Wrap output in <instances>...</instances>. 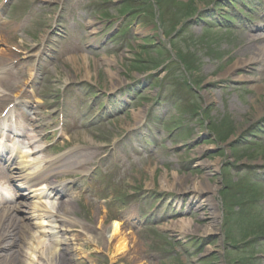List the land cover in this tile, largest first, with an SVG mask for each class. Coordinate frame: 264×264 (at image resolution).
<instances>
[{
    "label": "rangeland",
    "instance_id": "1",
    "mask_svg": "<svg viewBox=\"0 0 264 264\" xmlns=\"http://www.w3.org/2000/svg\"><path fill=\"white\" fill-rule=\"evenodd\" d=\"M69 1L35 0L38 19L33 15L26 28L28 31L12 45H23L29 50L43 36L58 33L55 25ZM104 1L107 0L98 3ZM87 2L83 0L80 7ZM242 2L112 0L113 5L106 7L109 16H121L129 11L127 23L139 18L140 24L134 25L135 40L121 53L108 51L112 44L109 43L105 47L107 51L87 57L93 74L90 78L83 77L82 67V71L79 70L85 60L82 57L53 72L50 85L46 86L50 93L67 80L107 90L120 82L132 81L131 91L139 96L134 108L110 122L100 119L103 114L96 104L84 109L90 114L82 121L83 129L73 138V143L88 147V153L93 151L94 156L97 155L93 164L100 155L110 154L108 162L113 167L119 137L127 135L119 142L117 152L121 154L125 149L132 152L129 144L139 133L149 136L146 130L165 142V147L159 148L150 159L143 155L144 145L139 151L140 160L130 163V169L114 189L116 197L136 191V208L140 202L145 203L148 210L156 204L145 219L148 210L142 213L140 219L145 223H162L163 226L172 221L194 219L202 228L210 223L207 208L197 205L196 194L182 192L177 186L163 187V177H184L188 186L201 181L218 186L215 192L217 232L181 236L162 226L145 231L142 228L136 236L140 242H134L140 247L136 261L131 260L133 255L112 257L114 252L101 251L95 242L79 240L71 247L79 248L76 251L84 257L67 259L66 264H264V62H252L246 67L239 65L233 74H225L236 63L246 60L243 53L247 51H243V46L248 36L242 34L241 28L235 29V25L227 28L224 18L232 13L234 3ZM18 5L17 0L10 11ZM253 21L256 25L260 23L255 18ZM109 24H105L99 38L108 31ZM1 34L4 35L3 31ZM252 52L244 55L251 58ZM112 74L118 75L115 78L118 83L114 85ZM247 76L250 79L245 78ZM77 89L84 92L87 96L84 101L89 105L92 97L87 95L84 85L80 84ZM159 99L168 100L167 109L150 118L147 112L152 102ZM260 111L262 114L258 116ZM158 117L166 119V126L156 123ZM177 125L184 130L173 136L171 131L177 129ZM136 127H140L138 134L130 135L128 130ZM158 128L163 132H158ZM85 137L87 142L83 140ZM168 182L173 185L174 181ZM98 208L88 203L74 208L80 224L91 225L90 232L95 236H99V230L94 227L95 219L105 215ZM78 229L81 228L76 226L69 234L75 236Z\"/></svg>",
    "mask_w": 264,
    "mask_h": 264
},
{
    "label": "bare ground",
    "instance_id": "2",
    "mask_svg": "<svg viewBox=\"0 0 264 264\" xmlns=\"http://www.w3.org/2000/svg\"><path fill=\"white\" fill-rule=\"evenodd\" d=\"M247 43L245 46H243V51H247L243 53V56L246 58L244 61H240L236 63L234 66L229 68L225 74H233L237 68V66H248L252 62L254 63H262L264 62V44L263 42L259 43L260 36L257 35H250L246 37ZM3 40V38H1ZM260 45L258 47H255V45ZM252 50V56L251 58H247L245 55L249 54ZM255 52V53H254ZM4 52H2L1 56H3ZM245 54V55H244ZM79 57L85 58L83 61L82 66L79 67V70H84V78H90L93 76L90 70V65L87 63L86 59L87 57L84 55L74 56L67 59V62H74L76 63L77 59ZM105 62H109L104 58ZM63 63V61H62ZM61 63V64H62ZM82 67V69H81ZM114 78H112V85L118 82V80L115 78V74H112ZM238 78H242L241 76H238ZM249 78L250 77H245ZM264 81V77H263ZM70 82L67 80V83ZM4 84L7 88L10 90H17L19 85L18 83H14L10 79H4ZM117 85V84H116ZM114 85V86H116ZM261 88V86H258ZM262 112L260 111L258 116H260ZM85 134V133H84ZM81 135V134H80ZM83 135V134H82ZM86 136V135H85ZM84 141H88V138H84ZM86 163L87 159L82 158L80 160V163L78 165ZM28 178L34 180V175H27ZM23 177H25L23 175ZM51 177V174H46L42 176L41 178L44 180H49ZM168 180H173V185H169ZM186 178L184 177H173V179H168V176L163 177L162 180V186L163 187H179V190L182 192H191L196 194V198L198 199V207L204 206L208 210V217L211 219L210 223L202 228L201 225H199V222H197L194 219H181L179 221H172L168 224H164L161 228L162 229H170L171 231H177V233L181 236L184 235H198V234H207L209 232L215 233L218 230V213H217V201L215 198V192L218 189V186L212 183L208 182H198L194 183L193 186H188L186 184ZM193 187V189H191ZM47 190L51 191L53 193H57L58 196H61L63 194L62 188H60L59 185H56L53 182H48L47 184ZM44 210L42 211V207ZM41 206H37L35 208V212H37L35 215L31 214L29 216H22L21 219L29 218V217H36L40 218L44 216V213L47 215L52 216V212L46 210V207H44L43 204ZM58 209V217L60 218L63 216V213L65 216H69V214L73 213L74 206L72 204H65L60 205ZM11 208L0 210V264H30L31 262H36L37 264H66L67 259L72 261L73 259H76V257H84L83 255L79 254L78 250L79 248L73 249L70 245L75 244L77 241H82L83 243H91L95 242L96 244L100 245L102 248L101 251L105 252H114V256L118 255H133L131 256V260H137L139 256L140 247L139 244L135 245L134 242L138 240L136 237L137 235L127 232L122 228V222L121 221H113V223H109L108 225L105 222L104 218L97 217L95 220V229L99 230V236H95L91 234V225L89 227H86L85 225H81L78 219H74L69 216V219L67 221V227L58 226L55 224L53 227H51V235L56 236L58 233L66 232L68 229H73V226H78L81 229H78V233L75 236H71L70 238H66L65 236H61L60 238L55 237L54 238V246L50 247L48 244L44 242V240L40 239L37 235V231L34 232L33 228H31L26 223L20 224L19 218H17L11 211ZM63 211V213L61 211ZM42 224V223H41ZM93 227V228H94ZM40 228V227H37ZM25 232H31L30 235H26ZM133 242V244H132ZM140 242V241H139ZM65 245L63 249L65 250V254L58 251V246ZM133 250V251H132ZM38 251V252H37ZM35 252L38 254L35 255ZM68 253L71 255L68 256ZM121 256V258H122ZM36 257V259H34ZM70 257V258H69ZM119 256V259H121ZM118 259V258H117ZM145 264H147L145 262Z\"/></svg>",
    "mask_w": 264,
    "mask_h": 264
}]
</instances>
